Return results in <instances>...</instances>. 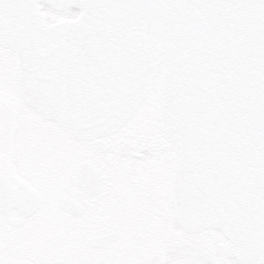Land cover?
Returning <instances> with one entry per match:
<instances>
[{"label": "water", "instance_id": "water-1", "mask_svg": "<svg viewBox=\"0 0 264 264\" xmlns=\"http://www.w3.org/2000/svg\"><path fill=\"white\" fill-rule=\"evenodd\" d=\"M162 2L0 0V47L26 104L81 140L117 133L160 72L177 221L221 231L252 264L264 258V38L258 54L241 24L130 7ZM42 5L78 15L48 24Z\"/></svg>", "mask_w": 264, "mask_h": 264}, {"label": "flooded vegetation", "instance_id": "flooded-vegetation-1", "mask_svg": "<svg viewBox=\"0 0 264 264\" xmlns=\"http://www.w3.org/2000/svg\"><path fill=\"white\" fill-rule=\"evenodd\" d=\"M150 93L117 133L77 139L26 104L0 47V264H237L221 231L179 225Z\"/></svg>", "mask_w": 264, "mask_h": 264}, {"label": "snow or ice", "instance_id": "snow-or-ice-1", "mask_svg": "<svg viewBox=\"0 0 264 264\" xmlns=\"http://www.w3.org/2000/svg\"><path fill=\"white\" fill-rule=\"evenodd\" d=\"M130 7L161 13H175L182 17L183 21H187L193 12L199 11L218 17L226 24H241L256 41L258 54L261 52L262 38H264V0H200V2L198 0H167L162 3L133 4ZM179 22L182 21H176V23ZM172 30L176 34L175 24ZM254 75L257 80H260L259 65ZM259 101L260 91L258 89L257 104ZM252 264H264V258L253 261Z\"/></svg>", "mask_w": 264, "mask_h": 264}, {"label": "rangeland", "instance_id": "rangeland-1", "mask_svg": "<svg viewBox=\"0 0 264 264\" xmlns=\"http://www.w3.org/2000/svg\"><path fill=\"white\" fill-rule=\"evenodd\" d=\"M44 11L47 13L49 20L53 23L61 21V20H65V19H72L77 16V12L72 9L66 10L64 12H55V11H51L50 9L44 8ZM159 97H160V76H158V78L156 79V82L151 90L150 96L144 105L145 107L143 108L145 109L149 107L150 105L157 104L156 106H157V111H158L159 110L158 109ZM156 120H157V124L159 125L160 124L159 117Z\"/></svg>", "mask_w": 264, "mask_h": 264}]
</instances>
